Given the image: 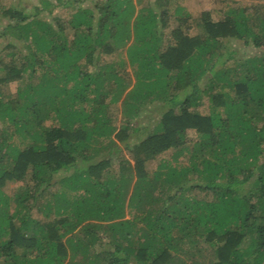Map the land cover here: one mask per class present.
Masks as SVG:
<instances>
[{
    "label": "trees",
    "instance_id": "obj_1",
    "mask_svg": "<svg viewBox=\"0 0 264 264\" xmlns=\"http://www.w3.org/2000/svg\"><path fill=\"white\" fill-rule=\"evenodd\" d=\"M92 3L0 0V264H264V12Z\"/></svg>",
    "mask_w": 264,
    "mask_h": 264
},
{
    "label": "rangeland",
    "instance_id": "obj_2",
    "mask_svg": "<svg viewBox=\"0 0 264 264\" xmlns=\"http://www.w3.org/2000/svg\"><path fill=\"white\" fill-rule=\"evenodd\" d=\"M52 4L49 6L44 7L41 3V0H1V4L6 6H12L14 8L22 9L24 11H27L28 13L32 14L34 11L35 6H42V11L38 14V18L47 20L51 22L52 24H61L64 27H66V34L71 37L73 31L69 29L68 21L70 20V17L73 13V11L78 6H83L86 4V2H90L93 6L92 1L93 0H68V3H65L63 5H55L53 7V4H56L57 1L55 0H49ZM149 1H152L154 5H161L164 4L166 0H141V5L145 6ZM176 5H180L189 14L192 16V18L195 20V22L198 21L200 13L203 10H209L211 12V17L213 20H218L221 18L223 11L228 6H243V7H249L255 12H264V0H169V11L170 13L173 11L174 7ZM49 9H52L51 11ZM9 19L5 16H3L0 12V55L3 54V49H5L6 45L9 42V35H1V32L4 31V28L9 24ZM174 24L173 17L170 18V24ZM196 32V28L192 27L190 29V33L194 34ZM230 43L237 46L236 42L233 40H230ZM241 46V45H240ZM243 49V47H241ZM111 61L112 59H116V56H110L107 57ZM125 72L127 73L128 77H132V69L129 65L126 63ZM18 89V84L13 82L8 85H5L3 87V92L6 98H11L16 94V91ZM204 100V106H201L200 109L205 112L207 111V104H206V98ZM146 118V116H145ZM153 118L148 121V119L144 120V123L151 124L149 128L152 129V122ZM187 143H190L197 139L196 133L192 130L187 131ZM123 153L126 156H129V153L127 150H123ZM154 165L151 164L150 167H153ZM113 171H117V166L115 165L113 167ZM17 183H10L6 187L7 192H12L13 190H16Z\"/></svg>",
    "mask_w": 264,
    "mask_h": 264
},
{
    "label": "crops",
    "instance_id": "obj_3",
    "mask_svg": "<svg viewBox=\"0 0 264 264\" xmlns=\"http://www.w3.org/2000/svg\"><path fill=\"white\" fill-rule=\"evenodd\" d=\"M123 55L125 56V53H124ZM106 59H108V60H109V58H106Z\"/></svg>",
    "mask_w": 264,
    "mask_h": 264
}]
</instances>
